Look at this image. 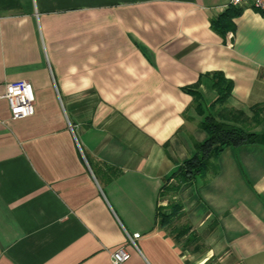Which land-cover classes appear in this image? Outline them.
Instances as JSON below:
<instances>
[{"label":"crops","instance_id":"0c3cea01","mask_svg":"<svg viewBox=\"0 0 264 264\" xmlns=\"http://www.w3.org/2000/svg\"><path fill=\"white\" fill-rule=\"evenodd\" d=\"M229 1L0 0V264H108L118 247L126 264H264L261 144L220 154L203 206L181 187V239L157 216L165 178L205 139L203 75L231 82L227 108L264 104V16L229 6L221 36ZM198 78L202 116L184 91ZM19 80L33 114L11 119L4 85Z\"/></svg>","mask_w":264,"mask_h":264},{"label":"trees","instance_id":"16d2710c","mask_svg":"<svg viewBox=\"0 0 264 264\" xmlns=\"http://www.w3.org/2000/svg\"><path fill=\"white\" fill-rule=\"evenodd\" d=\"M230 18V13L226 9L211 21L212 29L223 36L226 31L231 29ZM203 77L209 80L210 88L215 92L216 98L208 106L206 115L198 123V128L205 134V139L194 144L193 154L182 161L165 178L160 188V196H168V199L166 207L157 210V216L159 227L166 230H170L172 225L182 217L181 204L173 197L177 196L181 187L191 185L196 176H202L204 179L210 162L216 160L225 149L255 144L264 146V132L257 135L249 130L250 124L256 126L259 123L258 117L261 118L259 115L264 111V104L253 106L250 110L252 116L247 117L241 111L226 107L232 88L229 80L225 79L221 73L205 74ZM199 80L200 78L192 87L184 89V91L192 97V108L196 115L202 116L201 96L196 91ZM188 230V227L179 226L170 232L178 241L188 233ZM193 238L194 236L191 235L190 238L186 239L183 242L185 246Z\"/></svg>","mask_w":264,"mask_h":264},{"label":"built area","instance_id":"2783aa9c","mask_svg":"<svg viewBox=\"0 0 264 264\" xmlns=\"http://www.w3.org/2000/svg\"><path fill=\"white\" fill-rule=\"evenodd\" d=\"M244 3H249L255 10L264 16V0H230L228 4L222 7V10L229 6L236 7ZM2 99L5 101L9 117L11 119L27 118L33 114L34 96L30 84L26 81L19 80L9 82L4 85ZM125 240L134 249L135 241L139 234H127L124 232ZM129 254L121 247L109 252L108 264H126Z\"/></svg>","mask_w":264,"mask_h":264},{"label":"rangeland","instance_id":"374dc122","mask_svg":"<svg viewBox=\"0 0 264 264\" xmlns=\"http://www.w3.org/2000/svg\"><path fill=\"white\" fill-rule=\"evenodd\" d=\"M258 119H259V122L263 121L262 118L258 117ZM251 127L255 128V127H258V126H251ZM255 133L257 135H260L262 133V131H257ZM216 160L210 162V165H209L207 171L204 174V177H207L208 180L213 178L214 174L218 171ZM207 178H206V180H207ZM206 180H205V178L202 179V176H196V178L194 179V182L191 184V190H190L191 191L190 196L192 197V200L195 201L198 204L201 203L202 206L204 205L202 203L204 201V196H202V192H201L202 191V184L205 183ZM200 210H201V207H198L196 211L199 212ZM181 223H183L182 220H180L179 222H176L177 226L181 225Z\"/></svg>","mask_w":264,"mask_h":264}]
</instances>
